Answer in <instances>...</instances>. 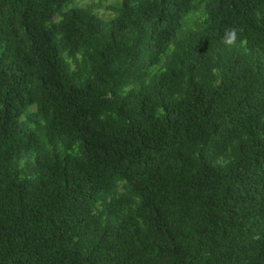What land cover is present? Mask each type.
Instances as JSON below:
<instances>
[{
    "label": "trees",
    "instance_id": "16d2710c",
    "mask_svg": "<svg viewBox=\"0 0 264 264\" xmlns=\"http://www.w3.org/2000/svg\"><path fill=\"white\" fill-rule=\"evenodd\" d=\"M72 1L0 0V264H264V0H123L112 19Z\"/></svg>",
    "mask_w": 264,
    "mask_h": 264
},
{
    "label": "rangeland",
    "instance_id": "374dc122",
    "mask_svg": "<svg viewBox=\"0 0 264 264\" xmlns=\"http://www.w3.org/2000/svg\"><path fill=\"white\" fill-rule=\"evenodd\" d=\"M123 0H73L71 3H69L66 8L73 7V6H93L94 11L101 17L105 19H112L115 16V11L110 7L111 5H118ZM57 19H60V16L57 17ZM206 28V22H205V13L203 9H200L197 12H193L189 14L188 16V22L187 25L183 28L181 33L179 34L178 38H183V40H186L187 37L190 35L191 31H204ZM235 48H225L222 50L221 47L214 45V58L217 60H220L219 57L221 55L222 59L225 60L231 59L233 56V53L237 49H244L247 50L244 46V44H236ZM177 50L176 42L173 43L165 53L159 56L158 60L156 62H151L150 58H146V64L148 66L144 67L140 75L136 78L137 81L134 82V80L129 83L124 91L120 93V95H124L128 93L132 88L135 86H141L142 81H145L146 83H149L157 74H159L161 71H163L167 64L172 59L174 52ZM78 60H73L71 58L68 59V62L71 67V71H78L79 70V62L82 61V54H78ZM221 59V60H222ZM220 60V61H221ZM222 73V70L220 68H217V74L220 76ZM220 79L218 78L219 82ZM111 95V93H110ZM35 109V107H32ZM49 148L52 152H55L52 147V145H49ZM80 149L79 142L74 143L72 145H66V144H60L58 147L59 153H67V152H73L77 153ZM230 148H228L221 157H218V160L221 162H225L230 158ZM35 155H26L20 158H16L11 166L10 171L11 174L15 177H30L33 175L32 173V166L35 163ZM117 195L123 199V205H124V211L128 212L130 209H135L139 204V198L133 193L131 188L128 186L126 181H121L118 188H117ZM97 211L101 213L103 216H105L103 205L100 203L97 205Z\"/></svg>",
    "mask_w": 264,
    "mask_h": 264
},
{
    "label": "clouds",
    "instance_id": "9594fccd",
    "mask_svg": "<svg viewBox=\"0 0 264 264\" xmlns=\"http://www.w3.org/2000/svg\"><path fill=\"white\" fill-rule=\"evenodd\" d=\"M238 39V30L233 27L225 30L224 43L228 46H232Z\"/></svg>",
    "mask_w": 264,
    "mask_h": 264
}]
</instances>
